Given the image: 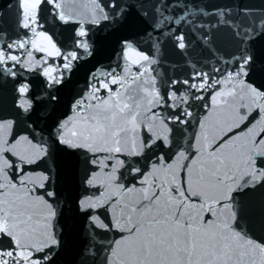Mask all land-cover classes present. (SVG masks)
I'll return each mask as SVG.
<instances>
[{"label": "snow or ice", "instance_id": "obj_1", "mask_svg": "<svg viewBox=\"0 0 264 264\" xmlns=\"http://www.w3.org/2000/svg\"><path fill=\"white\" fill-rule=\"evenodd\" d=\"M0 264H264V0H0Z\"/></svg>", "mask_w": 264, "mask_h": 264}, {"label": "water", "instance_id": "obj_2", "mask_svg": "<svg viewBox=\"0 0 264 264\" xmlns=\"http://www.w3.org/2000/svg\"><path fill=\"white\" fill-rule=\"evenodd\" d=\"M113 45H114V41L109 42L104 45V48H103V51L100 57L102 60L106 59L107 55L111 52ZM89 69H90V66H85L84 68H82L80 73L77 75L76 79L82 82L86 73L89 71Z\"/></svg>", "mask_w": 264, "mask_h": 264}]
</instances>
